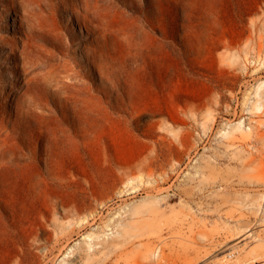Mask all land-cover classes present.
<instances>
[{"label":"rangeland","instance_id":"obj_1","mask_svg":"<svg viewBox=\"0 0 264 264\" xmlns=\"http://www.w3.org/2000/svg\"><path fill=\"white\" fill-rule=\"evenodd\" d=\"M263 20L264 0H0V264H264ZM112 70L132 121L91 89ZM40 145L62 190L30 188Z\"/></svg>","mask_w":264,"mask_h":264},{"label":"bare ground","instance_id":"obj_2","mask_svg":"<svg viewBox=\"0 0 264 264\" xmlns=\"http://www.w3.org/2000/svg\"><path fill=\"white\" fill-rule=\"evenodd\" d=\"M84 4H85V6L86 7H88V5H87V2H85L84 1ZM255 32L257 33V37L261 40L262 38H263V35H264V20L261 22V24H258V23H256L255 24ZM253 37V36H252ZM259 40V41H260ZM257 44H256V52H257V54L258 55H260V54H262V51H263V49H262V46H261V43L260 42H256ZM94 51V50H93ZM92 51V52H93ZM96 52V51H95ZM98 52V51H97ZM96 52V53H97ZM98 56H99V54H98ZM135 57H137L136 55H134ZM86 59H87V61H88V63L90 64V65H92L93 67H96V65L98 66V67H100V65H99V60L98 59H96V58H90L89 56H86ZM112 59V58H111ZM109 61V60H108ZM155 63H156V60H155ZM89 66V65H88ZM102 69V68H101ZM114 69V68H113ZM135 68H133V70H134ZM106 70V69H105ZM148 70V69H147ZM118 72V71H117ZM123 72V71H122ZM149 73H150V71H149ZM105 75H106V78H105V80L107 79V78H109L110 79V81L112 82V81H115V80H117V78H121V81L120 82H118L117 84H109V87H105L104 85H99L100 86V88L99 89H97V88H94V87H92L91 89H93V90H99L100 91V96L98 97V102H103L104 104H105V107H106V109L107 110H109L108 112H113V113H115V114H118L119 112H125V113H127L128 115H129V121H132L133 120V115H134V113H135V110H134V107H132V105H131V97H130V95H129V83H128V81H127V79H126V76L125 75H122V77H120V76H118V77H116L115 76V74H117V73H115L113 70L111 71V72H109V73H104ZM171 76H173V74H171ZM103 78V77H102ZM71 79H73V78H71ZM93 80V79H92ZM100 80V79H99ZM104 79H102L101 80V82H106ZM72 81V80H71ZM78 81V80H77ZM100 82V83H101ZM76 83V82H75ZM78 83V82H77ZM94 83H96V82H94ZM107 83V82H106ZM63 85V84H62ZM74 85V84H73ZM91 85V84H90ZM95 86V85H94ZM72 87V86H71ZM70 87V88H71ZM75 88V86L73 87V89ZM120 88V89H119ZM88 90H90V89H88ZM71 92V91H70ZM72 92H74V91H72ZM75 93V92H74ZM77 93V92H76ZM55 94V93H54ZM69 95H70V93H68ZM56 95V94H55ZM78 95V94H77ZM89 95V94H88ZM75 96H76V94H75ZM90 96H91V94H90ZM55 97V96H54ZM57 97V96H56ZM82 97V96H81ZM88 97V96H87ZM73 98V97H72ZM71 98V99H72ZM83 98V97H82ZM84 98H85V96H84ZM89 98V97H88ZM93 98V97H92ZM63 99V98H62ZM61 99V100H62ZM74 99V98H73ZM76 100H79V98L78 97H76L75 98ZM87 99V98H86ZM49 100V99H48ZM90 100V99H89ZM60 101V100H59ZM58 101V102H59ZM84 101V100H83ZM91 101V100H90ZM78 102H80V105H81V99H80V101H78ZM77 102V103H78ZM87 102V101H86ZM49 103V102H48ZM67 103H68V101H67ZM76 103V102H75ZM85 103V102H84ZM89 103H91V102H89ZM87 104V103H86ZM41 105H43V103L41 104ZM45 105V104H44ZM71 105V104H70ZM76 105V104H75ZM91 105V104H90ZM61 106V105H60ZM72 106V105H71ZM83 106V105H82ZM81 106V107H82ZM84 106H85V104H84ZM44 107V106H43ZM62 107V106H61ZM49 108V107H48ZM79 108H80V106H79ZM86 108V107H85ZM88 108H90V107H88ZM50 109V108H49ZM62 109V108H61ZM81 109H83V107L81 108ZM92 110V109H91ZM90 110V111H91ZM45 111H48V110H45ZM71 111H72V109H71ZM86 111V110H85ZM89 111V112H90ZM42 112V111H41ZM49 112V111H48ZM66 112V111H65ZM82 112V111H81ZM40 113V112H39ZM46 113V112H45ZM44 113V114H45ZM51 113V112H50ZM35 114H36V112H35ZM38 114V113H37ZM42 114H43V112H42ZM48 115V114H47ZM46 115V116H47ZM90 115V114H89ZM66 117V116H65ZM75 117V116H74ZM90 117V116H89ZM61 118V117H60ZM18 119H19V113H18V110L17 111H15V114H14V118L13 119H11L12 121H11V125H12V128H14L15 127V125H16V123L18 122ZM21 119V118H20ZM58 119V118H57ZM76 119V118H75ZM62 120V119H61ZM63 121V120H62ZM56 122H60L59 120L57 121L56 120ZM68 122H69V120H68ZM59 124V123H58ZM40 140V139H39ZM37 141V140H36ZM38 143V142H37ZM46 146V145H45ZM36 148V147H35ZM30 149V148H29ZM34 149V148H33ZM53 149V148H52ZM40 152L42 153H44L45 155H46V157H45V159H44V162L42 163L43 164V166H42V168H38V178H37V181H36V183H31V185H30V183H29V185H30V188L31 189H33L34 191H36V190H38L39 192H40V190H43L45 187H48L49 185H53V187H51V188H53V189H58V190H62V188H63V186H60L61 184H60V182L58 183L57 182V179H56V177L54 176V173L52 172V165H51V162H50V150H48V148L47 147H43V146H38V149L34 152V155L31 157V159H32V161H34V160H36V161H42L40 158H39V155H41L40 154ZM29 153V152H28ZM26 157V156H25ZM27 158V157H26ZM1 159V158H0ZM6 160V159H5ZM11 161V160H10ZM12 162V161H11ZM11 162H7V160L6 161H4V159L3 160H0V167H8V168H10V169H12L13 170V168L15 167V163H11ZM24 165H26V164H24ZM27 166V165H26ZM54 167V166H53ZM9 169V170H10ZM22 169V168H21ZM24 169V168H23ZM26 169V168H25ZM16 171H18V170H16ZM11 172V171H10ZM10 174H12V173H10ZM13 174H14V172H13ZM12 176V175H11ZM18 178V177H17ZM9 179V178H8ZM20 179V178H19ZM32 180V179H31ZM33 180H35L34 178H33ZM6 182V181H5ZM8 182V181H7ZM18 182V181H17ZM27 182V181H26ZM33 182V181H32ZM11 185H13V184H11ZM16 185V184H15ZM21 186H22V184H21ZM27 186V185H26ZM19 188H21V187H19ZM25 188V187H24ZM21 190V189H20ZM8 191V187H7V184L6 183H4V182H0V195L2 196L3 195V193H5V192H7ZM24 191V190H23ZM38 192V193H39ZM10 193V192H9ZM18 193V192H17ZM37 193V194H38ZM4 198V197H3ZM0 205L2 206V209H3V211H5L6 210V208H7V206H8V204L6 203V201L4 200V199H2V197L0 198ZM62 210V209H61ZM241 237V238H240ZM238 240L237 241H235V242H228V243H226V244H224V245H222L220 248H219V251H218V253L220 252H225V251H228V250H230V251H233L235 248H237L238 247V244H239V241H241V240H243V238L244 237H242V235H240V236H238ZM218 253H216V254H214L213 256H211L213 259L214 258H216V256H217V254ZM218 259V258H217ZM217 259H215L216 261H217ZM215 261V262H216ZM218 263L219 262H221V261H217Z\"/></svg>","mask_w":264,"mask_h":264}]
</instances>
